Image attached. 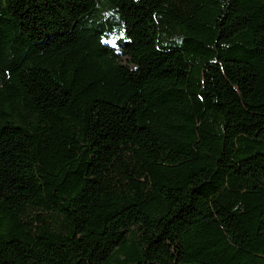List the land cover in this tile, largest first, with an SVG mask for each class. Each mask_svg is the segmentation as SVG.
I'll return each mask as SVG.
<instances>
[{
  "label": "trees",
  "instance_id": "obj_1",
  "mask_svg": "<svg viewBox=\"0 0 264 264\" xmlns=\"http://www.w3.org/2000/svg\"><path fill=\"white\" fill-rule=\"evenodd\" d=\"M0 264H264V0H0Z\"/></svg>",
  "mask_w": 264,
  "mask_h": 264
}]
</instances>
